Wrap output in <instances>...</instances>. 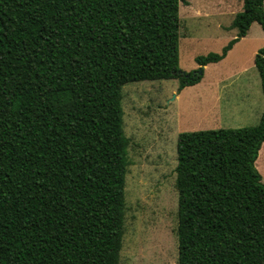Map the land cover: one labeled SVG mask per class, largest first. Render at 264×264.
<instances>
[{"label": "trees", "instance_id": "16d2710c", "mask_svg": "<svg viewBox=\"0 0 264 264\" xmlns=\"http://www.w3.org/2000/svg\"><path fill=\"white\" fill-rule=\"evenodd\" d=\"M182 0H0V264H119L128 139L122 87L197 84L253 23L242 0L220 53L180 70ZM264 98V47L254 56ZM254 126L180 132L177 264H264Z\"/></svg>", "mask_w": 264, "mask_h": 264}, {"label": "rangeland", "instance_id": "374dc122", "mask_svg": "<svg viewBox=\"0 0 264 264\" xmlns=\"http://www.w3.org/2000/svg\"><path fill=\"white\" fill-rule=\"evenodd\" d=\"M241 9L242 0H182L178 25L180 70L194 71L197 69L195 57L220 53L237 33L231 23ZM247 32L248 36L239 39L228 51L222 65L203 71L204 82L200 85L178 90L177 80L171 79L123 85L121 107L123 131L128 139V163L119 264H177L174 170L178 125L181 132H192L198 131L190 124L197 123L198 117H201L200 122L209 124L210 119L206 116L210 117V114L204 106L209 109L218 89H224L226 97L234 95V90L240 95L248 90L258 115L253 119L219 120L212 129L258 123L264 98L253 60L264 47V32L257 23H253ZM221 103L223 107V101ZM263 151L264 148L257 158H261ZM259 165L260 161L256 169L264 183V170Z\"/></svg>", "mask_w": 264, "mask_h": 264}, {"label": "crops", "instance_id": "0c3cea01", "mask_svg": "<svg viewBox=\"0 0 264 264\" xmlns=\"http://www.w3.org/2000/svg\"><path fill=\"white\" fill-rule=\"evenodd\" d=\"M248 31H249V29H248ZM235 35H236V33L233 34L232 39L235 37ZM246 36H248V32L240 40L245 39ZM236 43L234 45H236ZM226 56H227V54H226ZM226 56L222 60H224L226 58ZM222 60H220L219 62H216V63H209V64L205 65L203 67V71L208 69V67H218L220 63L222 65V63H223ZM253 65H254V63H253ZM171 80H174V79H171ZM163 81H165V80H163ZM199 82L197 83V85H200L201 83H203L204 82V78L202 77ZM221 84L222 83H218V85H221ZM223 90L221 91V89H218V90L215 91V97L212 98V101L210 102V104L208 106L209 107L208 110L206 109V106H204V110L208 111L209 114H210V117H209V115L206 116V113H203V115L205 114V116L208 119H210L209 124L200 122L201 117L200 118L198 117L199 120L196 121V119H195V122H197V123H193V122L190 123V124H193L192 128H195L197 130H207V129H210V128L212 129L213 126H215V124H217V122L219 120H223V119L233 120V119H237V118L239 119V118H243V117L253 119L256 115H258V112L255 110V108L252 107V104L250 102L251 101V97H252V93L251 92H249L248 90L247 91L244 90V91H242L243 94L240 95V93H238V90H234L235 91L234 95H229V97H226L225 96L226 93ZM242 99H243V101H241ZM221 101H223V103H224L223 107H222ZM219 112H222V113H220V116H218ZM217 116H218V118H217ZM219 117L222 118V119H220ZM203 119H205V118H203ZM179 124H180V122H179ZM178 128H179V133H180L182 129H181V127H179V125H178ZM263 148H264V143L261 145V147L259 149L258 156L261 153ZM258 161H260V165L259 166L262 165V168L264 170V151L261 154V158L259 157L255 161V167L256 168H257ZM261 181H262V178H261Z\"/></svg>", "mask_w": 264, "mask_h": 264}]
</instances>
